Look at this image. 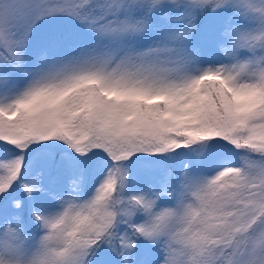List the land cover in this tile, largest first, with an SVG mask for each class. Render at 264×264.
<instances>
[{"label":"snow or ice","instance_id":"obj_1","mask_svg":"<svg viewBox=\"0 0 264 264\" xmlns=\"http://www.w3.org/2000/svg\"><path fill=\"white\" fill-rule=\"evenodd\" d=\"M0 264H264V0H0Z\"/></svg>","mask_w":264,"mask_h":264}]
</instances>
